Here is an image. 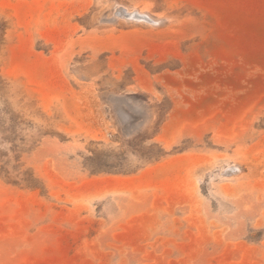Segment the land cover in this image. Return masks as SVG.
<instances>
[{
	"label": "rangeland",
	"instance_id": "374dc122",
	"mask_svg": "<svg viewBox=\"0 0 264 264\" xmlns=\"http://www.w3.org/2000/svg\"><path fill=\"white\" fill-rule=\"evenodd\" d=\"M0 264H264V0H0Z\"/></svg>",
	"mask_w": 264,
	"mask_h": 264
},
{
	"label": "bare ground",
	"instance_id": "6f19581e",
	"mask_svg": "<svg viewBox=\"0 0 264 264\" xmlns=\"http://www.w3.org/2000/svg\"><path fill=\"white\" fill-rule=\"evenodd\" d=\"M140 12H141V11H139V13H138L139 15H140ZM144 13H145V12H144ZM143 15H144V14H143ZM141 17H142V14H141ZM157 21H158V20H157ZM149 23H150V22H149ZM158 23H159V22H158Z\"/></svg>",
	"mask_w": 264,
	"mask_h": 264
}]
</instances>
